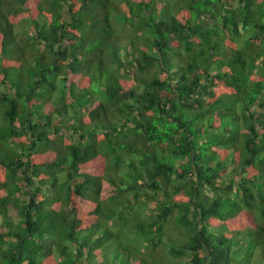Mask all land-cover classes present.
<instances>
[{
    "label": "trees",
    "instance_id": "obj_1",
    "mask_svg": "<svg viewBox=\"0 0 264 264\" xmlns=\"http://www.w3.org/2000/svg\"><path fill=\"white\" fill-rule=\"evenodd\" d=\"M0 264H264V0H0Z\"/></svg>",
    "mask_w": 264,
    "mask_h": 264
},
{
    "label": "rangeland",
    "instance_id": "obj_2",
    "mask_svg": "<svg viewBox=\"0 0 264 264\" xmlns=\"http://www.w3.org/2000/svg\"><path fill=\"white\" fill-rule=\"evenodd\" d=\"M244 35L246 37H248V33L244 31ZM112 225L114 228L119 229L121 226V223L119 220H113L112 221ZM123 240L125 241V243H129V244H133V245H138L141 249L143 248L144 250V246H145V242L135 233H132L128 230H124L123 231Z\"/></svg>",
    "mask_w": 264,
    "mask_h": 264
}]
</instances>
